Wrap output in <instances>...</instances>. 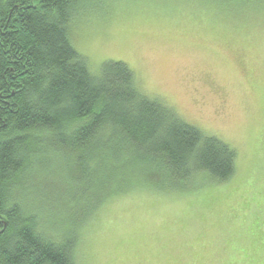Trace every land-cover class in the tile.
Listing matches in <instances>:
<instances>
[{
    "label": "rangeland",
    "instance_id": "374dc122",
    "mask_svg": "<svg viewBox=\"0 0 264 264\" xmlns=\"http://www.w3.org/2000/svg\"><path fill=\"white\" fill-rule=\"evenodd\" d=\"M211 6L95 0L73 15L71 43L91 72L124 61L142 92L236 152L229 179L203 171L178 189L139 179V164L129 189L88 213L99 196L89 193L107 181L91 175L82 190L73 154L45 151L26 174L23 200L46 236L73 227L74 264H264V4Z\"/></svg>",
    "mask_w": 264,
    "mask_h": 264
},
{
    "label": "trees",
    "instance_id": "16d2710c",
    "mask_svg": "<svg viewBox=\"0 0 264 264\" xmlns=\"http://www.w3.org/2000/svg\"><path fill=\"white\" fill-rule=\"evenodd\" d=\"M94 1L0 0V264H74L73 227L65 225L61 238L46 236L23 200L26 174L45 151L73 154L82 190L91 175L107 181L89 193L99 196L88 213L106 195L129 189V171L139 164V179L176 189L190 186L199 172L217 181L234 173L235 150L142 92L127 63L108 60L100 73L90 71L71 43L69 24ZM196 1L207 8L264 4Z\"/></svg>",
    "mask_w": 264,
    "mask_h": 264
}]
</instances>
